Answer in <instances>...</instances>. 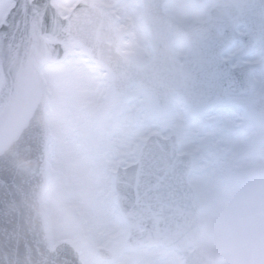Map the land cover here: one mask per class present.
Instances as JSON below:
<instances>
[{
	"label": "snow or ice",
	"instance_id": "1",
	"mask_svg": "<svg viewBox=\"0 0 264 264\" xmlns=\"http://www.w3.org/2000/svg\"><path fill=\"white\" fill-rule=\"evenodd\" d=\"M81 30L65 16L60 0H0V108L13 106L34 91L57 84L64 89L67 112L79 131L73 143L86 152L92 177L90 211L79 227L95 240L116 237L120 242L118 264H190L185 232L172 212L177 199L187 200L186 183L194 176L207 179L203 169L188 162L199 153L193 130L178 140L166 124L150 126L149 115L110 129L99 128L90 117L85 100L73 82L102 67L94 48L79 43ZM224 65L235 70L242 63L229 56L215 68L206 100L213 109L241 112L228 93H243V82L225 75ZM37 155L54 159L55 139L43 144L30 141ZM16 198L7 173L0 183V231L4 244L0 264H19L23 244L13 243L17 217L9 205ZM62 256H70L65 250ZM78 264V262H76Z\"/></svg>",
	"mask_w": 264,
	"mask_h": 264
},
{
	"label": "rangeland",
	"instance_id": "2",
	"mask_svg": "<svg viewBox=\"0 0 264 264\" xmlns=\"http://www.w3.org/2000/svg\"><path fill=\"white\" fill-rule=\"evenodd\" d=\"M78 0H60L66 14ZM118 15V28L123 31V49L139 60L151 57L148 33L143 27L139 0H101ZM209 6L195 8L191 0H171L168 10L185 24L207 18ZM180 59L187 51L180 40L174 46ZM237 49L227 53L236 56ZM255 66L254 82L264 92V57L258 45L248 58ZM78 97L85 100L90 117L99 128L125 126L147 114L150 126L166 124L171 133L185 140L193 130L199 153L193 168L203 169L190 183L195 188L205 210V239L201 244L222 255L221 264H264V122L253 116L240 98L232 109H209L191 114L180 99H174L170 112L156 118L152 100L138 89L123 100L108 94V79L101 69L87 73L73 82ZM47 116L50 139L59 145L51 162L48 160V190L45 197L49 234L54 243L70 241L82 253L85 264H118L120 242L116 237L95 240L79 227L82 216L90 211L93 199L92 177L87 154L73 143L79 131L70 120L64 89L52 84L47 88ZM192 115V116H191ZM196 118V120L192 118ZM109 248L116 254L111 261L97 258V248Z\"/></svg>",
	"mask_w": 264,
	"mask_h": 264
},
{
	"label": "water",
	"instance_id": "3",
	"mask_svg": "<svg viewBox=\"0 0 264 264\" xmlns=\"http://www.w3.org/2000/svg\"><path fill=\"white\" fill-rule=\"evenodd\" d=\"M141 1L153 51V59L147 63H139L134 57L121 53L122 38L115 28L117 19L98 0H80L68 14L80 27L79 43L93 47L97 61L108 70L116 98L128 96L136 86L152 96L159 112L169 110L174 96L181 97L192 111L207 109L210 107L206 100L207 89L223 54L236 41L242 43L244 56L249 55L258 42L264 44V0H216L209 20L191 26H183L165 11L168 0ZM194 1L201 5L208 0ZM245 3V9L239 8ZM243 24L248 31L245 36L236 31ZM180 37L189 45L183 64L172 51V45ZM223 67L226 76L241 82L245 80L243 93H228L225 98L232 101L233 97L250 96L254 88L252 68L248 64L235 70L228 65ZM245 103L264 122V95ZM45 106L44 89L34 91L11 107L0 108V183L7 173L16 191L9 208L16 214L17 223L10 236L15 245L23 244L25 248V257L19 264H83L74 245L61 242L54 246L47 234L43 207L47 155H37L30 143L32 139H40L43 144L48 142ZM188 162L191 164L190 158ZM186 191L187 200L178 198L172 212L184 228L189 249L199 242L204 224L199 220L200 206L195 192L188 183ZM4 242L0 231V249ZM65 250L70 256L60 255ZM98 253L103 259L113 257L108 251ZM188 258L190 264H218V259L201 247L188 252Z\"/></svg>",
	"mask_w": 264,
	"mask_h": 264
},
{
	"label": "flooded vegetation",
	"instance_id": "4",
	"mask_svg": "<svg viewBox=\"0 0 264 264\" xmlns=\"http://www.w3.org/2000/svg\"><path fill=\"white\" fill-rule=\"evenodd\" d=\"M210 6H212V4H210Z\"/></svg>",
	"mask_w": 264,
	"mask_h": 264
}]
</instances>
